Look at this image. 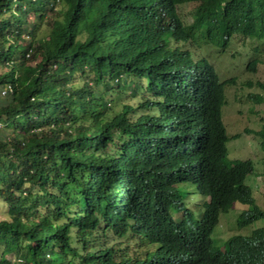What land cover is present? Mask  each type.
I'll list each match as a JSON object with an SVG mask.
<instances>
[{
	"label": "trees",
	"instance_id": "trees-1",
	"mask_svg": "<svg viewBox=\"0 0 264 264\" xmlns=\"http://www.w3.org/2000/svg\"><path fill=\"white\" fill-rule=\"evenodd\" d=\"M235 37L264 40V0H0V264H264V226L213 238L236 203L264 220L234 80L192 49Z\"/></svg>",
	"mask_w": 264,
	"mask_h": 264
},
{
	"label": "rangeland",
	"instance_id": "rangeland-1",
	"mask_svg": "<svg viewBox=\"0 0 264 264\" xmlns=\"http://www.w3.org/2000/svg\"><path fill=\"white\" fill-rule=\"evenodd\" d=\"M194 7L193 4H187L179 8L185 22L191 19ZM46 31L45 29L43 34ZM192 49L197 50L196 57L205 56L211 61L221 82L234 80L233 84L226 86L227 102L222 109L223 123L230 137L226 144L227 160L233 163L254 161L255 173L247 178L246 183L253 188L256 204L264 209V139L256 134L264 128V89L260 86L264 84V40L235 37L223 52L213 47ZM254 60H258L259 64L254 71H250L249 65ZM121 96L116 98L117 102L121 100V105H117L118 109L124 104L135 106L142 98L141 94L136 99L132 98L125 91L121 92ZM202 200L195 193L188 202L199 204ZM246 209L247 206L236 203L228 213L221 214L219 225L213 233L214 240L221 242L236 234L247 235L264 226L262 220L245 229H239L237 219ZM5 210L0 201V218L4 217Z\"/></svg>",
	"mask_w": 264,
	"mask_h": 264
},
{
	"label": "built area",
	"instance_id": "built-area-1",
	"mask_svg": "<svg viewBox=\"0 0 264 264\" xmlns=\"http://www.w3.org/2000/svg\"><path fill=\"white\" fill-rule=\"evenodd\" d=\"M5 93H6V91L3 92V94H5Z\"/></svg>",
	"mask_w": 264,
	"mask_h": 264
}]
</instances>
